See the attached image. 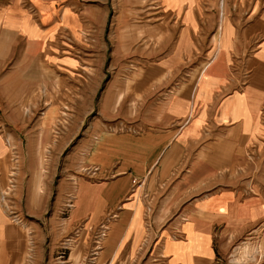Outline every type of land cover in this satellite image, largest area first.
<instances>
[{"label": "crops", "instance_id": "0c3cea01", "mask_svg": "<svg viewBox=\"0 0 264 264\" xmlns=\"http://www.w3.org/2000/svg\"><path fill=\"white\" fill-rule=\"evenodd\" d=\"M219 1L146 0L148 6L133 20L147 12L150 56L170 44L162 60L169 57L172 65L153 61L158 74L174 73L185 59L199 61L188 72L193 81L182 77L174 83L171 90L177 93L165 98L161 115L149 119L151 128L132 132L144 148L125 147L105 168L96 166L99 178L76 182L61 234H72L81 225L77 247L88 264L133 262L148 240V264H214L248 236L264 243V0H223L222 8ZM109 2L0 0V191L11 169L6 140L18 154L22 144L18 130L6 124L24 123L22 108L53 98L58 77L71 80L81 68L87 74L84 86L91 89L92 76L94 83L105 73L103 63L94 62L101 61L96 53L106 49ZM121 10H116L115 30L125 23ZM134 27L139 26L131 27L130 40L144 33ZM80 41L88 49L84 58L75 51ZM43 77L48 79L43 82ZM156 81L160 86L166 78ZM185 169L162 200L163 215L172 201L180 213L152 231L151 239L147 219L155 197L149 187L164 190ZM203 187L216 189L203 192ZM109 214L116 218L92 254L88 232ZM30 227L43 241L39 227ZM22 228L0 205V264L21 262L26 246ZM49 235L57 244L55 226Z\"/></svg>", "mask_w": 264, "mask_h": 264}, {"label": "rangeland", "instance_id": "374dc122", "mask_svg": "<svg viewBox=\"0 0 264 264\" xmlns=\"http://www.w3.org/2000/svg\"><path fill=\"white\" fill-rule=\"evenodd\" d=\"M109 1V21L105 30L106 49L104 45L103 50L96 53L101 54V61L97 58L94 62L96 65L103 63L105 73L101 74L100 80L97 77L93 83L92 76L91 89L87 88L83 80L87 74L81 68L75 71L71 80L69 78L72 76L58 77L56 82L58 89L52 91L53 98H49L52 100L45 99L37 106L22 108L24 123L17 121L6 124L18 130L20 136L17 140L22 143L18 145L20 153H16L12 159L13 155L10 152L11 169L8 176L12 168H15V188L5 199L9 211L4 209L11 222L14 216L21 220V225L12 223L23 227V236L26 237L23 258L19 264H59L60 260L57 259L60 254H63L64 264H88L87 258L83 260L77 247V239L82 236L81 225L76 226L72 234H61L67 210L71 206L68 202L73 199L76 182L80 178L90 180L99 178L100 170L95 176H90L87 174V168L99 165L103 168L109 158L111 161L115 160L116 153L119 154L125 147L144 148L140 142H134L137 135H133L132 132L151 128L148 125L149 119L152 120L155 114L161 115L165 98L177 93L176 90H171L175 86L174 83H178L182 77L191 81L195 79L188 72L198 64L199 59L195 61L185 59L181 62L180 68L174 69V73L170 75L158 74V67L153 61L162 62L164 65L169 62L172 65L173 60L169 57L165 58V61L162 60L165 55L166 57L169 55L170 44L165 52L158 51L150 56L153 44L148 43L146 31L152 23L147 18V12L140 13L136 19L138 22H133L136 14L148 6L146 0ZM126 8L131 11L127 12ZM116 10L124 12L125 23L119 30H115V16L119 13ZM133 26H139L144 33L141 37L130 40L129 36L132 34L130 29ZM139 27H134L133 31H138ZM160 47L163 48L162 45ZM75 51L80 52V56L84 58L88 49L80 41L75 44ZM202 61L204 66L206 62ZM114 71L116 74H112ZM48 74L49 71L44 72V75ZM164 77L166 81L158 86L156 80ZM43 79L45 82L48 78ZM98 80L99 83L96 85ZM119 94L122 98L115 105ZM194 157L187 156L189 164ZM187 171L188 169H185L181 175L175 176L172 182L174 180L176 182V178H181ZM163 178L166 177L162 176ZM8 179L7 177L0 193L9 187ZM175 182L161 191H156L153 186L149 187L148 193L155 197L151 216L147 219L151 239L152 231L157 233L168 226L180 213L179 205L172 201L166 214H162L165 204L162 200L168 196ZM213 189L216 187H203L202 191ZM0 205L2 206L1 202ZM28 225L39 227L44 233L43 241L39 242ZM52 226L59 232L57 244L52 242L54 238L49 235ZM97 228L98 226H95L88 232L86 244L91 252L94 249ZM149 242L152 243L148 240ZM148 243L142 247L136 260L125 264H148L152 253V245L148 250ZM246 245L249 247L248 256L239 264H264V243L260 242L257 236H248L235 243L214 264H238L234 262L232 256L240 258L241 251ZM253 251L257 253L251 261L249 257Z\"/></svg>", "mask_w": 264, "mask_h": 264}, {"label": "built area", "instance_id": "2783aa9c", "mask_svg": "<svg viewBox=\"0 0 264 264\" xmlns=\"http://www.w3.org/2000/svg\"><path fill=\"white\" fill-rule=\"evenodd\" d=\"M222 5H223V0H220L219 1V6L220 8H222ZM6 144L8 147H10L11 143L9 140H6ZM15 148L14 147H10V152L11 154L13 155L11 157L14 158V155L16 154L15 152ZM13 162L15 163V160H13ZM12 172H10L9 176H8V183H9V187L6 188L3 192L0 193V202L2 203V206H3V209H5L6 211H9V207L7 206L6 204V196L8 195V193H10L12 191V189L15 188V177H16V169L15 168H12L11 170ZM87 174L90 175V176H95L98 172V168L97 167H94V168H87ZM70 208V206H69ZM12 212H10L9 215H11ZM116 218V215L115 214H109L105 220L98 225V228L96 229L95 232L96 233V237H95V241H94V249L92 251V254H94L95 252H97L99 250V246H100V243L102 242V240H104V238L106 237V234H107V230H108V225L109 223L114 220ZM12 222L18 224V225H21V220L17 217V216H14L12 219ZM92 257V256H91ZM57 260H60L59 261V264H64L65 261L63 259V254H60V256L58 257Z\"/></svg>", "mask_w": 264, "mask_h": 264}, {"label": "bare ground", "instance_id": "6f19581e", "mask_svg": "<svg viewBox=\"0 0 264 264\" xmlns=\"http://www.w3.org/2000/svg\"><path fill=\"white\" fill-rule=\"evenodd\" d=\"M251 251H252V250H251ZM241 252H242V254H241V256H240L241 259H240V258H236V255H233V256H232L233 259H234V262H235V263H238V264H239V263H241V262H244V259L247 258V256H248L249 247H248L247 245L244 246ZM255 253H257V252H256V251H253V252H252V256L249 257V259H250L251 261L254 260V254H255Z\"/></svg>", "mask_w": 264, "mask_h": 264}]
</instances>
